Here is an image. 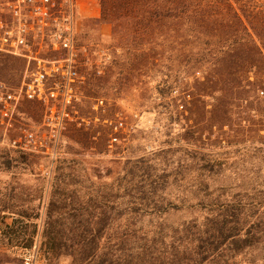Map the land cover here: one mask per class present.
<instances>
[{"label": "rangeland", "instance_id": "obj_1", "mask_svg": "<svg viewBox=\"0 0 264 264\" xmlns=\"http://www.w3.org/2000/svg\"><path fill=\"white\" fill-rule=\"evenodd\" d=\"M10 1L0 0L2 20H8ZM76 15V44L89 72L106 52L111 28L93 24L100 17L96 0H76ZM25 69L24 59L0 52V264H162L176 253L187 264L192 224L223 208L210 205L213 187L223 188V206L238 207L245 230L260 233L242 260L264 264V102L262 118L225 127L221 138L236 144L224 143L216 152L223 164L211 170L208 182V169L191 159L196 154L184 152L181 120L170 124L156 112L163 109L133 110L120 101L115 118L99 121L106 111L81 97L78 82L69 104L65 92L55 89L44 92V101H28L20 93ZM65 106L69 114L63 115ZM251 113L257 116L254 108ZM62 118L76 132L65 130ZM202 153L196 157L206 158ZM48 219L54 231L74 236L66 243L70 249L46 246ZM76 219L83 225L70 230ZM88 219L94 223L89 227ZM83 231L84 240L75 236Z\"/></svg>", "mask_w": 264, "mask_h": 264}, {"label": "trees", "instance_id": "obj_2", "mask_svg": "<svg viewBox=\"0 0 264 264\" xmlns=\"http://www.w3.org/2000/svg\"><path fill=\"white\" fill-rule=\"evenodd\" d=\"M96 1L100 17L93 24L110 26V42L89 72L83 67L86 57L79 55L81 97L95 100L99 111H106L99 121L115 118L120 101L133 110L163 109L156 112L170 124L181 120L184 152L196 154L191 159L208 169L210 182L211 170L223 164L216 152L229 143L221 138L225 127L263 115L264 97L259 94L264 96V0ZM67 108L63 115L69 114ZM253 108L257 116L251 113ZM26 114L31 116L34 109L29 106ZM61 120L65 130L76 132L68 119ZM241 131L243 135L247 132L245 128ZM202 152L206 158H199ZM15 153L23 161L28 158ZM208 184L205 188L210 190ZM222 189L213 187L210 195L214 198L209 199L210 205H222L219 213L192 224L187 264L257 263L242 258L260 242V233L244 229L236 205L223 206L227 202ZM22 216L29 218L25 212ZM81 222L72 220L70 230L82 226ZM85 223L88 227L94 224L92 219ZM30 226L33 238L37 224ZM45 226L43 238L50 250L71 248L66 243L75 240L73 235L54 231L49 219ZM8 228L14 233L12 226ZM84 233L75 236L84 240ZM178 254L162 258V264H182ZM97 255L92 252L93 258Z\"/></svg>", "mask_w": 264, "mask_h": 264}, {"label": "built area", "instance_id": "obj_3", "mask_svg": "<svg viewBox=\"0 0 264 264\" xmlns=\"http://www.w3.org/2000/svg\"><path fill=\"white\" fill-rule=\"evenodd\" d=\"M6 9L8 20L0 19V52L26 61L23 98L41 102L47 89H55L65 92L64 105L69 104L68 93L80 80L76 0H11Z\"/></svg>", "mask_w": 264, "mask_h": 264}]
</instances>
